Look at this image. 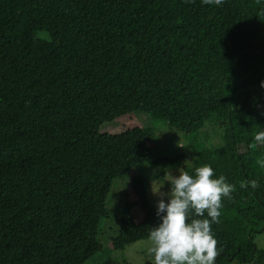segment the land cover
<instances>
[{
	"label": "trees",
	"instance_id": "obj_1",
	"mask_svg": "<svg viewBox=\"0 0 264 264\" xmlns=\"http://www.w3.org/2000/svg\"><path fill=\"white\" fill-rule=\"evenodd\" d=\"M261 81L264 0H0V264L84 263L127 172L145 216L123 208L111 246L149 238L159 218L140 165L163 143L145 127L100 131L131 112L220 137L194 140L195 167L234 185L211 225L214 264H262Z\"/></svg>",
	"mask_w": 264,
	"mask_h": 264
},
{
	"label": "clouds",
	"instance_id": "obj_2",
	"mask_svg": "<svg viewBox=\"0 0 264 264\" xmlns=\"http://www.w3.org/2000/svg\"><path fill=\"white\" fill-rule=\"evenodd\" d=\"M202 2L220 6L223 0ZM252 141L264 145V126L256 130ZM165 182L169 185L167 191L162 190ZM233 188L223 175H214L208 164L192 172L178 169L176 174L169 173L163 183L152 182L159 218L148 234L146 251L152 264H214L217 241L211 225L221 215L222 197H230Z\"/></svg>",
	"mask_w": 264,
	"mask_h": 264
},
{
	"label": "rangeland",
	"instance_id": "obj_3",
	"mask_svg": "<svg viewBox=\"0 0 264 264\" xmlns=\"http://www.w3.org/2000/svg\"><path fill=\"white\" fill-rule=\"evenodd\" d=\"M141 115V116H140ZM150 128V142L162 141V146L151 153V159L155 163H142V179L147 184V191L151 205L155 208L158 197L151 192V183H163L169 173L176 174L177 170L191 172L194 170L195 143L204 139L206 149L211 150L221 144L220 137L214 135L211 143V128L207 127L200 133H186L178 128L170 127L164 120H154L150 113L131 112L118 116L106 122L100 127V131L142 130ZM142 135H144L142 133ZM198 139V140H195ZM195 140V143H194ZM204 143V142H203ZM213 144V145H212ZM162 177L159 178L160 175ZM130 172L115 178L110 186L105 206L108 217L101 221L97 238L102 248L89 257L82 264H144L151 261L146 249L150 244L148 239L137 240L128 244L122 250H113L111 246L112 237L117 233L121 225L123 208H126L135 222L144 219L145 212L135 193L129 186ZM159 178V179H158ZM162 180V181H160ZM167 182L162 190L167 191ZM263 230L253 236V242L257 249L264 250V226ZM230 264H258L255 260L239 262L233 260ZM264 264V257L262 259Z\"/></svg>",
	"mask_w": 264,
	"mask_h": 264
},
{
	"label": "water",
	"instance_id": "obj_4",
	"mask_svg": "<svg viewBox=\"0 0 264 264\" xmlns=\"http://www.w3.org/2000/svg\"><path fill=\"white\" fill-rule=\"evenodd\" d=\"M262 172H263V176H264V156H263V170H262Z\"/></svg>",
	"mask_w": 264,
	"mask_h": 264
}]
</instances>
